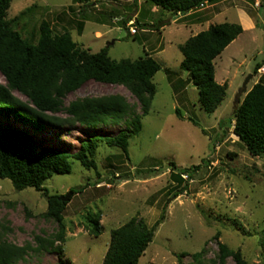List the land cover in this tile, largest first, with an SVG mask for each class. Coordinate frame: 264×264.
Instances as JSON below:
<instances>
[{"label": "rangeland", "instance_id": "1", "mask_svg": "<svg viewBox=\"0 0 264 264\" xmlns=\"http://www.w3.org/2000/svg\"><path fill=\"white\" fill-rule=\"evenodd\" d=\"M28 7L32 10L20 23L25 35L37 33L39 23L46 19L54 33L70 31L80 46L92 52L109 46L114 59H137L149 53L161 63L153 78L157 93L142 119V131L130 139L129 157L119 147L101 142L97 169H85L74 160L69 173L54 175L44 183L50 194L58 196L83 187L78 193L72 191L64 211V258L70 260L64 264H102L114 228L132 217L152 226L162 213L165 218L138 264H194L196 252H202L206 263L218 262L219 243L240 250L247 264H264V155L252 156L233 131L239 103L264 76V0L203 3L188 15H174L149 0H12L9 18ZM125 18L132 19L129 23L136 34L120 21ZM81 19L85 23L80 33ZM224 21L241 23L243 32L215 60L216 79L228 84L227 96L214 113H207L190 73L180 66L179 45ZM258 63L262 66L255 72ZM0 82H5L1 73ZM111 93L124 94L138 104L123 85L95 80L69 93L65 101ZM3 118L13 122V117L0 115L2 123H6ZM125 127L124 122L25 128L37 143L75 151L87 133L112 135ZM171 162L178 168L201 165L188 179L187 190L176 196L182 182L172 175ZM47 208L42 191L16 190L9 179L0 178V240L35 246L36 235L50 237L58 223L44 216ZM96 211L102 212L99 236L88 231L87 216ZM58 260L54 250L30 251L18 264H57ZM225 262L239 264L233 255Z\"/></svg>", "mask_w": 264, "mask_h": 264}, {"label": "trees", "instance_id": "2", "mask_svg": "<svg viewBox=\"0 0 264 264\" xmlns=\"http://www.w3.org/2000/svg\"><path fill=\"white\" fill-rule=\"evenodd\" d=\"M149 1L174 15H188L202 3L213 4L219 0ZM11 3L12 0H0V73L5 79V82H0V115L13 117V122L4 118L6 123L0 122V178L9 179L16 190L33 187L42 191L48 202L44 216L55 220L58 230L50 237L36 235L35 246L29 243L20 246L5 239L0 240V264H18L30 251L44 250L56 251L57 264H64L65 261L70 262L64 258L63 248L66 242L64 211L69 201H62L57 194H50L44 183L54 175L69 173L74 160L79 161L85 169H97L96 154L101 142L119 147L129 157L130 139L142 131V119L150 112L157 93L153 78L161 69V63L149 53L137 59H114L108 53L109 46L92 52L80 46L70 31L54 33L50 21L46 19L39 23L37 33L25 35L20 23L32 7L9 18ZM130 20L120 19L124 25ZM84 23L85 19L79 20L80 33ZM242 32L241 23L224 21L209 25L179 45L183 55L180 66L190 73L199 93V101L207 113H214L227 96L228 84L216 79L215 60ZM261 66L258 63L255 72ZM89 80L123 85L137 98L138 104L131 103L121 93L83 96L68 103L65 101L69 93L78 90ZM15 91L22 94L25 100L17 97ZM176 111L180 115L179 110ZM234 117L233 131L248 152L252 156H263L264 76L243 97ZM190 120L198 125L193 118ZM124 122L126 127L112 135L87 133L75 151L54 144L37 143L33 134L25 128L42 127L44 130V127L57 128L77 123L97 127ZM171 167L174 178L180 184L182 182L181 188L174 194L176 196L187 190L188 179L194 177L201 165L178 168L171 162ZM185 174L187 178H183ZM82 189L72 188V191L78 193ZM101 218V211L89 212L88 231L91 235L99 236L102 233ZM164 218L165 214L162 213L152 226H148L143 219L132 217L114 228L102 264H138ZM261 242L264 246V229ZM219 245L218 262L206 263L202 260V252H196L193 254L194 264H226L229 255H233L239 264H247L240 250L234 251L224 243Z\"/></svg>", "mask_w": 264, "mask_h": 264}, {"label": "water", "instance_id": "3", "mask_svg": "<svg viewBox=\"0 0 264 264\" xmlns=\"http://www.w3.org/2000/svg\"><path fill=\"white\" fill-rule=\"evenodd\" d=\"M250 78H251V75L247 76V78H246L245 81L243 82V90H246V88H247V84H248ZM71 195H72V191L68 192V193L65 194V195H60V196H59V199L62 200V201H65V202H66V201H69Z\"/></svg>", "mask_w": 264, "mask_h": 264}, {"label": "built area", "instance_id": "4", "mask_svg": "<svg viewBox=\"0 0 264 264\" xmlns=\"http://www.w3.org/2000/svg\"><path fill=\"white\" fill-rule=\"evenodd\" d=\"M202 5H203V3L201 4V6H202ZM128 25H129V30H130V32H131L132 34L137 33L136 28L132 27L133 24H131V22L128 23Z\"/></svg>", "mask_w": 264, "mask_h": 264}, {"label": "crops", "instance_id": "5", "mask_svg": "<svg viewBox=\"0 0 264 264\" xmlns=\"http://www.w3.org/2000/svg\"><path fill=\"white\" fill-rule=\"evenodd\" d=\"M132 20V19H131ZM129 26V25H128Z\"/></svg>", "mask_w": 264, "mask_h": 264}]
</instances>
